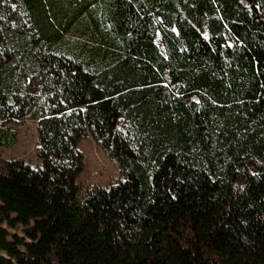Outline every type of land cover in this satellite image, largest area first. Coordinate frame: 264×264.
Wrapping results in <instances>:
<instances>
[{
	"label": "trees",
	"instance_id": "obj_1",
	"mask_svg": "<svg viewBox=\"0 0 264 264\" xmlns=\"http://www.w3.org/2000/svg\"><path fill=\"white\" fill-rule=\"evenodd\" d=\"M28 120L0 264H264V0H0V147Z\"/></svg>",
	"mask_w": 264,
	"mask_h": 264
},
{
	"label": "rangeland",
	"instance_id": "obj_2",
	"mask_svg": "<svg viewBox=\"0 0 264 264\" xmlns=\"http://www.w3.org/2000/svg\"><path fill=\"white\" fill-rule=\"evenodd\" d=\"M15 129L18 133L17 143L11 148L0 147V159L22 160L32 167L40 166V161L36 157L35 122L25 121ZM78 149L84 157V165L77 181L83 188L90 186L107 188L121 181L116 161L101 151L91 137L82 139L78 143ZM3 227L6 228L5 225ZM8 232L23 235L21 227Z\"/></svg>",
	"mask_w": 264,
	"mask_h": 264
}]
</instances>
